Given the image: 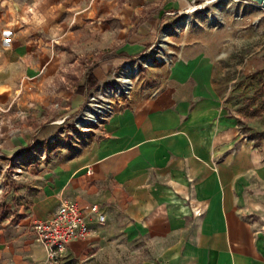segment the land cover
<instances>
[{"label": "crops", "instance_id": "0c3cea01", "mask_svg": "<svg viewBox=\"0 0 264 264\" xmlns=\"http://www.w3.org/2000/svg\"><path fill=\"white\" fill-rule=\"evenodd\" d=\"M209 1L118 0L123 52L142 56L163 37L166 54L153 85L100 123L64 127L73 107L52 123L49 149V133L32 128L45 117L39 99L7 121L18 129L0 135V264H51L30 225L65 202L86 211L91 233L55 263L141 247L142 264H264V126L242 124L228 103L235 87L217 82L264 73V8ZM202 11L218 21L194 23ZM25 52L5 55L0 98L24 78Z\"/></svg>", "mask_w": 264, "mask_h": 264}, {"label": "rangeland", "instance_id": "374dc122", "mask_svg": "<svg viewBox=\"0 0 264 264\" xmlns=\"http://www.w3.org/2000/svg\"><path fill=\"white\" fill-rule=\"evenodd\" d=\"M219 1L221 0L212 5ZM117 2L118 0H0L1 68L5 67L4 62H8L5 55L10 50H26L23 66L17 67L24 78L21 77L10 94L0 98L3 105V110L0 108L1 136L9 132L15 135L18 123L7 121L13 116L26 114L23 107L27 101L39 99L37 103L43 105L45 117L42 116L41 121L32 128L33 131L37 129L49 133L42 144L51 149L54 147L52 123L62 120L67 113L76 109L69 115L64 127L74 128L77 132L85 131L87 127L100 123L112 109L134 100L143 88L153 85L150 71L162 61L160 52L166 54L163 37L147 46L144 55L124 57L126 52L122 49L127 38L123 36V25L115 23ZM197 16L198 18H193L197 24L201 21L215 24L213 22L218 21V15L212 12L202 11ZM146 61H150V64L146 65ZM127 65L132 66L130 74L138 67L137 74L133 71L129 90L120 81ZM217 82L224 89L228 84L235 87V94L231 95V102L228 103L232 105L233 113L242 124L257 122L264 126V73L243 78L236 72L235 77L219 78ZM87 83L89 91L79 94V87ZM37 95H41L40 98ZM9 104L14 106L4 109ZM17 104H23L22 108ZM103 105L108 109L98 114L97 122L79 123L84 120L87 110L95 112ZM10 124L12 128L5 130V133L4 127ZM1 139L4 138L0 137ZM3 149L0 147V154H3ZM12 174V169H9L7 175ZM148 256L147 251L139 247L119 249L118 252L112 250L90 261L81 258L51 264H142Z\"/></svg>", "mask_w": 264, "mask_h": 264}, {"label": "built area", "instance_id": "2783aa9c", "mask_svg": "<svg viewBox=\"0 0 264 264\" xmlns=\"http://www.w3.org/2000/svg\"><path fill=\"white\" fill-rule=\"evenodd\" d=\"M218 0H210L209 3ZM238 1V0H236ZM250 2L249 0H242ZM90 215H96L100 224L105 223V215L99 205L89 208ZM90 216L75 202H65L47 219H33L30 231L34 240L46 251L47 261L60 260L73 241H85L91 233Z\"/></svg>", "mask_w": 264, "mask_h": 264}, {"label": "bare ground", "instance_id": "6f19581e", "mask_svg": "<svg viewBox=\"0 0 264 264\" xmlns=\"http://www.w3.org/2000/svg\"><path fill=\"white\" fill-rule=\"evenodd\" d=\"M210 20H213L212 18H210ZM160 55L162 56L163 58V55L161 52H160ZM166 60V59H165ZM150 64V61H146V65H149ZM132 68L131 65H127L124 72L122 73L121 77H120V81L123 83L124 85V88L126 90H129L132 86V81H131V77L133 75V71H135V73L137 74V71H138V67L134 68L132 70V73L130 74L129 70ZM129 72V73H128ZM108 107H106L105 105H103L99 110L97 111H93V110H87L86 111V114L84 115V120L83 121H79V123L82 125V124H85L86 122L88 121H94V122H97L98 120V113H102L103 111L107 110Z\"/></svg>", "mask_w": 264, "mask_h": 264}, {"label": "trees", "instance_id": "16d2710c", "mask_svg": "<svg viewBox=\"0 0 264 264\" xmlns=\"http://www.w3.org/2000/svg\"><path fill=\"white\" fill-rule=\"evenodd\" d=\"M124 57L130 58V55H128L127 53L123 54ZM79 88H81L78 93L79 94H86L89 91V85L88 83L85 84L84 86H80Z\"/></svg>", "mask_w": 264, "mask_h": 264}, {"label": "water", "instance_id": "95a60500", "mask_svg": "<svg viewBox=\"0 0 264 264\" xmlns=\"http://www.w3.org/2000/svg\"><path fill=\"white\" fill-rule=\"evenodd\" d=\"M221 1H229V0H221ZM249 1L264 8V0H249Z\"/></svg>", "mask_w": 264, "mask_h": 264}]
</instances>
